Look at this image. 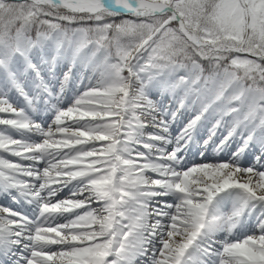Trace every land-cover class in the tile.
Listing matches in <instances>:
<instances>
[{
  "label": "snow or ice",
  "instance_id": "1",
  "mask_svg": "<svg viewBox=\"0 0 264 264\" xmlns=\"http://www.w3.org/2000/svg\"><path fill=\"white\" fill-rule=\"evenodd\" d=\"M0 264H264V0H0Z\"/></svg>",
  "mask_w": 264,
  "mask_h": 264
}]
</instances>
